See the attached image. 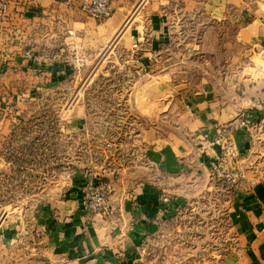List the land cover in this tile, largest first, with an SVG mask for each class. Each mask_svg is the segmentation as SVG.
Masks as SVG:
<instances>
[{
	"label": "crops",
	"instance_id": "0c3cea01",
	"mask_svg": "<svg viewBox=\"0 0 264 264\" xmlns=\"http://www.w3.org/2000/svg\"><path fill=\"white\" fill-rule=\"evenodd\" d=\"M3 1L8 7L0 17V176L3 167L10 173L15 165L3 158L37 156L53 130L57 145L66 129L99 124L85 112L66 119L64 101L56 103L50 121L46 111L53 105L43 97L95 75L99 54L140 2L113 0L112 15L98 20L82 11L79 0ZM121 41L132 48L131 71L138 79L132 108L141 114L146 105L157 112L180 109L188 136L161 144L162 134L151 132L148 177L132 185L134 192L130 184H117L112 215L84 210L80 187L87 177L75 171L50 197L40 195L35 207L4 219L0 264H149L148 241L190 206L207 203L209 190L219 189L222 178L212 175V161L222 172H240V179L226 202L232 233L227 253L200 263L264 264V68L249 60L264 47V0H150ZM174 43L214 56L217 65L202 73L199 88L178 83L172 70L144 81V71H155ZM78 107L87 109L85 103ZM50 150L51 145L44 155ZM29 171L26 166L14 183L9 200L23 189L13 204H28L33 185L46 187ZM5 187L0 180V190Z\"/></svg>",
	"mask_w": 264,
	"mask_h": 264
},
{
	"label": "rangeland",
	"instance_id": "374dc122",
	"mask_svg": "<svg viewBox=\"0 0 264 264\" xmlns=\"http://www.w3.org/2000/svg\"><path fill=\"white\" fill-rule=\"evenodd\" d=\"M149 1L140 0L130 13L126 24L104 47L97 58L98 72L95 75L79 78L75 88H60L58 93H49V96L43 97V101L53 105L46 111L50 121L55 118L56 103L64 101L66 119L75 115L84 116L83 112H85L99 124L86 126L75 132L71 130L72 128L66 129L57 145L55 136L57 131L53 130L51 139L46 142L52 147L48 156L44 155L45 150L48 149L46 146L33 158L24 156L3 158L8 161L14 160L15 165H12L10 173L8 166L2 168L4 174L0 176V180H3L7 187L0 190V223L11 215L35 207L40 195L45 194L50 197L58 187L62 184L66 185L75 171H81L87 177L85 184L88 179L95 182L96 177H100L105 183L111 185L108 191L111 212L100 214L86 210L83 190L85 184L80 187L82 196L79 201L81 200L84 210L90 214L112 215L116 212L113 196L117 184L137 186L148 177L145 173L149 170L146 151L152 143L151 132L155 130L162 134L161 144L175 137L188 136L187 118L182 115V110L170 111L160 107L161 109L157 112L151 108V105H146L141 114L135 107L132 108L134 96L131 93H135L138 79L134 78L135 73L131 71L135 69V65L130 61L132 48L123 44L121 38L126 27L128 28V25L139 17L141 9L147 6ZM236 14V12L233 13V15ZM135 43L133 48L136 50L139 43H137L138 46H135ZM198 48L196 46L186 48L184 45L174 43L171 48L162 53L161 62L157 64L155 71L152 66L144 71L146 73L144 81L147 83L153 73L172 70L176 73L175 81L189 83L191 88H199L205 77L202 73L208 70L211 72L217 64L212 53L201 54ZM249 60L258 67L264 68V62L260 59L254 62L249 57ZM144 100H148L147 95ZM83 103L87 109L79 107L76 109ZM104 121H109V124H105ZM121 122L123 124H120ZM219 140L222 139L219 138ZM43 159L45 160L44 168L41 170L42 173H38V166ZM59 164L63 165L62 168L59 166V174H56L57 171L54 172V170ZM26 166L30 170L27 175L36 176V182L44 181L46 187L40 188L33 185L29 191L28 204H13L14 201H21V198L18 199L19 197L16 198V196L23 188L18 190L12 200H9V197L13 193L15 181L23 175ZM210 166L212 175L217 179L222 178L219 179V189L209 190L205 194L209 199L207 203L190 206V209L168 222L155 237L148 241L149 264H201L202 261L221 260L227 253L228 246L232 242V233L228 220L229 206L226 202L235 191L240 172L227 170L238 173L236 181L230 182L223 176L216 161H212ZM60 176L63 177V182L57 184L56 181ZM134 186H132V192L135 191ZM41 190L43 192H40Z\"/></svg>",
	"mask_w": 264,
	"mask_h": 264
},
{
	"label": "built area",
	"instance_id": "2783aa9c",
	"mask_svg": "<svg viewBox=\"0 0 264 264\" xmlns=\"http://www.w3.org/2000/svg\"><path fill=\"white\" fill-rule=\"evenodd\" d=\"M82 11L95 17L98 20H104L112 15L113 0H79ZM8 7V2L0 0V17H2ZM135 46H138L135 43ZM251 60L257 62L260 59L264 62V47L255 51L250 56ZM263 64V63H262ZM249 123L246 119L244 124ZM223 176L230 182L236 181L238 177L237 172L224 171ZM110 184L105 183L100 177H96L95 182L88 179L84 190V207L87 211L96 213H109L112 211L108 202V191Z\"/></svg>",
	"mask_w": 264,
	"mask_h": 264
}]
</instances>
